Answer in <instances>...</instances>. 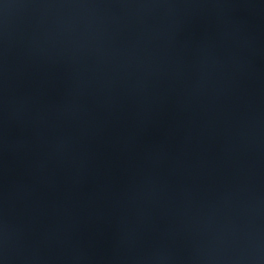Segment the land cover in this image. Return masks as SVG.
<instances>
[{
	"label": "water",
	"instance_id": "95a60500",
	"mask_svg": "<svg viewBox=\"0 0 264 264\" xmlns=\"http://www.w3.org/2000/svg\"><path fill=\"white\" fill-rule=\"evenodd\" d=\"M0 264H264V0H0Z\"/></svg>",
	"mask_w": 264,
	"mask_h": 264
}]
</instances>
